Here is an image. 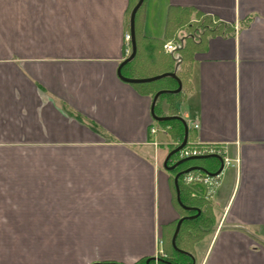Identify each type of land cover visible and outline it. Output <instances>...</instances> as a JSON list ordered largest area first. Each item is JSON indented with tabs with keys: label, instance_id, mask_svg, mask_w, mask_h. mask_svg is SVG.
Instances as JSON below:
<instances>
[{
	"label": "crops",
	"instance_id": "1",
	"mask_svg": "<svg viewBox=\"0 0 264 264\" xmlns=\"http://www.w3.org/2000/svg\"><path fill=\"white\" fill-rule=\"evenodd\" d=\"M132 2L0 0V264H134L180 217L163 167L173 140L150 132L163 127L153 95L118 76ZM174 7L233 27L195 53L178 104L188 143L238 160L220 173L195 264H264V0H144L141 45L171 54Z\"/></svg>",
	"mask_w": 264,
	"mask_h": 264
},
{
	"label": "trees",
	"instance_id": "2",
	"mask_svg": "<svg viewBox=\"0 0 264 264\" xmlns=\"http://www.w3.org/2000/svg\"><path fill=\"white\" fill-rule=\"evenodd\" d=\"M138 0H133L129 14H128V27L129 17L132 8ZM136 26V20H135ZM233 27L224 22L215 20L212 16L206 15L201 11H197L191 7H174L170 8L167 16L166 36L174 38V41L182 43V46L171 54L162 53L163 42L152 41L145 42L141 45L136 29V43L137 53L132 61L127 63L122 68L124 76L129 78H146L159 75L165 72H176L182 81V92L176 94H163L160 96L156 103V114L163 115L159 111V104L163 99H168L170 102L169 115H179L178 104L183 99V93L192 89L191 74L194 55L201 49L202 44L212 35H226L232 32ZM157 48V54L154 56V50ZM142 47V49H141ZM149 47V49H148ZM161 50L159 51V49ZM148 49V50H147ZM147 50V52H146ZM160 52V53H159ZM142 88L144 92L150 93L153 96L156 92L162 89H176L178 83L171 77H166L150 83L136 84ZM161 126L168 129L173 144L170 146L169 151L178 146L184 137V124L178 119L169 121L158 122ZM91 129L97 130V126L91 122H87ZM180 152L171 156L169 165L174 164L181 158ZM202 166L211 172H216L220 167V162L216 158L189 160L180 164L175 169L168 171L171 176V186L174 192V203L180 212V217L170 225L163 229V251L166 256L162 259L168 260L173 264H192V257L178 252L172 246V236L176 228V224L181 217L196 214L195 210H186L181 207L176 198V190L174 185V176L182 170L191 166ZM199 171V170H194ZM184 174L179 178V186L182 202L190 207H197L201 210L199 216L194 219H186L182 222L180 231L178 233L176 244L181 250L190 252L194 255V246L204 239L208 234L214 230L216 224V216L213 210L211 199L206 197V192L199 185H188L183 180ZM147 259H142L134 264H146ZM150 264H154L151 261ZM157 264H167L165 262L157 261Z\"/></svg>",
	"mask_w": 264,
	"mask_h": 264
},
{
	"label": "water",
	"instance_id": "3",
	"mask_svg": "<svg viewBox=\"0 0 264 264\" xmlns=\"http://www.w3.org/2000/svg\"><path fill=\"white\" fill-rule=\"evenodd\" d=\"M144 0H138L137 3L135 4V6L132 8L131 13H130V18H129V25H130V34H131V46H132V51L131 54L126 57L119 65L118 68V76L129 83H133V84H141V83H150V82H154L166 77H171L173 79H175L178 83V87L176 89H162L159 90L158 92L155 93V95L153 96V100H152V105H151V114L154 118L155 121L157 122H163V121H169V120H173V119H178L180 121H182V123L184 124V137L182 142L176 146L174 149H172L171 151H169V153L166 155L164 162H163V167L165 170L167 171H171L173 169H175L176 167H178L180 164L189 161V160H198V159H209V158H216L219 162H220V167L216 172H211L208 169L202 167V166H191L185 170L179 171L175 176H174V185H175V190H176V198L177 201L179 203V205L181 207H183L186 210H195L196 214L193 215H188V216H184L181 217L177 224H176V228L175 231L173 233L172 236V246L174 247V249L178 252L184 253L190 257H192L193 259V263L195 264V257L192 253L181 250L177 247L176 244V239L178 236V233L180 231L182 222L186 219H194L197 216L200 215L201 210L197 207H190L185 205L182 200H181V193H180V186H179V178L181 175L194 171V170H199L202 172L207 173L210 176H216L219 175L221 173V171L224 168V159L221 155L219 154H205V155H195V156H190V157H186L183 159H180L179 161L175 162L172 165H169V160L171 158L172 155L180 152L188 143V138H189V127H188V123L186 122V120L181 116V115H158L156 114L155 111V107H156V103L158 101V99L160 98L161 95L163 94H176L182 91V81L181 79L178 77V75L176 74V72H165L159 75H155V76H151V77H146V78H129L123 75L122 73V68L123 66H125L127 63H129L130 61H132L134 59V57L136 56L137 53V43H136V30H135V20H136V14L138 12V10L140 9V7L142 6ZM151 261H161V262H165L167 264H173L172 262L168 261V260H164L161 257H149L146 260V264H150ZM93 264H121V263H116V262H98V263H93Z\"/></svg>",
	"mask_w": 264,
	"mask_h": 264
},
{
	"label": "built area",
	"instance_id": "4",
	"mask_svg": "<svg viewBox=\"0 0 264 264\" xmlns=\"http://www.w3.org/2000/svg\"><path fill=\"white\" fill-rule=\"evenodd\" d=\"M125 51L126 54L129 55L132 51V46H131V34L130 32H126L125 34ZM182 46V43L178 41H169L164 45V49L167 53H173L175 52L178 48ZM159 130L161 131H166L164 128L152 126L150 128V132L152 134L157 133ZM205 154H219L223 157L224 159V166H235L238 164L232 162L231 159L225 156L223 150L220 147H217L216 145L212 144H195V143H187V145L180 151V158H186L190 156H195V155H205ZM220 179V174L216 176H210L205 172L202 171H191L188 173L184 174L183 180L186 184L188 185H199L200 187L203 188V190L206 192V197L208 199H212L214 192L218 186ZM159 244L161 246L159 255L157 257L166 256L163 249H162V244L163 241L160 239Z\"/></svg>",
	"mask_w": 264,
	"mask_h": 264
},
{
	"label": "rangeland",
	"instance_id": "5",
	"mask_svg": "<svg viewBox=\"0 0 264 264\" xmlns=\"http://www.w3.org/2000/svg\"><path fill=\"white\" fill-rule=\"evenodd\" d=\"M172 41H174V40H172ZM168 42H169V41H168ZM165 44H166V43H165ZM162 101H163V100H162ZM159 125H160V124H159ZM161 128H164V127H161ZM164 129H166V128H164ZM166 131H167V133H169V132H168V129H166ZM202 240H203V239H202ZM202 240H201V241H202ZM201 241L199 242V243H200L199 245L202 246V242H201ZM197 244H198V243H197ZM197 244H196V245H197ZM196 245L194 246L193 253L196 252ZM201 246H200V247H201ZM200 249H201V248H199V250H200ZM194 257L196 258V254L194 255Z\"/></svg>",
	"mask_w": 264,
	"mask_h": 264
}]
</instances>
